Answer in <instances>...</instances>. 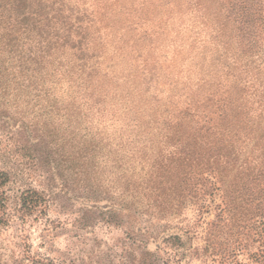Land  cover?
<instances>
[{"label":"rangeland","instance_id":"rangeland-1","mask_svg":"<svg viewBox=\"0 0 264 264\" xmlns=\"http://www.w3.org/2000/svg\"><path fill=\"white\" fill-rule=\"evenodd\" d=\"M29 1L30 40H41L33 23L43 21L50 44L66 41L50 59L83 46L88 63L78 74L65 61L62 75L45 66L44 85L22 82L10 109L0 98V169L10 174L0 188V264H245L264 220L260 206L242 202L235 163L212 164L214 185L202 179L181 192L187 168L181 151L172 154L194 134L225 136L226 123L243 126L233 146L250 149L247 134L264 124L258 84L243 96L242 83H231L233 117L220 115L228 94L215 64L237 37L227 0ZM165 158L174 169L161 172ZM26 188L37 190V204L21 205Z\"/></svg>","mask_w":264,"mask_h":264},{"label":"trees","instance_id":"trees-1","mask_svg":"<svg viewBox=\"0 0 264 264\" xmlns=\"http://www.w3.org/2000/svg\"><path fill=\"white\" fill-rule=\"evenodd\" d=\"M5 1V8L0 11V98L8 105L7 108H12L14 103L17 102L18 93L21 89V84L24 81H29L31 77H38V73L45 71L47 66H51V71L62 75L63 65L60 63L65 61L68 67H70V73L79 72L78 66L80 63H88V60H84L83 56H78V50L81 54L84 50L82 47L69 46L72 49L71 58H60L59 56L50 59V54H56L57 52H66L64 41H57L50 44L46 38L49 36V24H45L43 21H35L33 25L39 24L37 35L41 40L36 42L31 41L27 31L32 29L28 24L27 13H31L29 10H25L29 0H17L11 1L8 4ZM28 1V2H27ZM40 1V0H39ZM38 1V2H39ZM227 15L232 22H237V37L233 40L235 44H225L226 54L223 59L219 60L215 64L217 67V78L223 85H226V93L228 94L219 107L221 109L220 115L223 118L231 119L233 117L232 100L229 96L228 90L231 83L241 82L243 86V96L248 94L250 88L258 84V90L260 93H264V0H227ZM41 2L39 3V6ZM7 9V10H6ZM234 24V23H233ZM59 30H57L58 33ZM43 34L41 37L39 34ZM25 36L22 35L25 34ZM56 36H59L56 34ZM77 36H72L75 39ZM243 41L245 43L243 44ZM70 50V49H69ZM238 52L237 56H234V52ZM56 62V65H53ZM79 62V63H78ZM46 66V67H45ZM92 68V65H88V69ZM92 72V71H91ZM42 86L44 80L40 78ZM47 86L52 88L57 82H47ZM26 86V85H25ZM16 101V102H15ZM260 106L264 108V103L261 102ZM3 107V106H2ZM188 115L194 114L188 109ZM239 116V115H238ZM169 123L165 121L163 128ZM226 127V128H225ZM250 125L248 128L250 129ZM258 133H248V145L250 149L240 148L238 151L233 146L234 137L238 136L239 131H244L243 126H232L227 123L224 126L223 135L217 140H205L202 135L196 136L195 134L190 138L193 142H189L188 145H180L176 147L172 154L176 155L178 151L179 157L176 156V160H179L187 168L181 172L178 178V185L181 192L193 187L199 183L202 179H206L210 184L214 185V182L208 179L206 174L213 173L211 165L214 163H221L222 165H233L235 163L236 172L238 170V177L241 181L239 187L241 191V200L244 203L255 202L261 207L258 213L259 220H264V124H259ZM31 131V130H30ZM249 131V130H248ZM32 132V131H31ZM27 136H30L28 134ZM230 144V146L228 145ZM253 150H258L259 154L253 155ZM164 151L161 148L158 155H151L147 158L154 160ZM152 164L150 165L151 168ZM174 163L164 159V162L159 166L161 172L170 171L174 168ZM54 168V166H53ZM177 170V169H176ZM170 175V174H169ZM10 181L9 170L5 168L0 169V188L4 187ZM189 185L185 186V185ZM178 191V193H180ZM38 192L32 188H26L21 191L19 200L22 206H27L28 203L35 201L38 203ZM7 196L3 190L0 191V222H4V210L6 207ZM139 230V229H138ZM140 231V230H139ZM162 241L165 240L162 237ZM173 239V247L175 250L185 251V245L180 242V237L176 235L171 236ZM160 243V240H159ZM159 243L156 248L159 249ZM182 251V253H183ZM148 253V250L146 251ZM150 254V253H149ZM153 254V253H151ZM245 264H264V238L259 242L258 247L248 256V261Z\"/></svg>","mask_w":264,"mask_h":264}]
</instances>
